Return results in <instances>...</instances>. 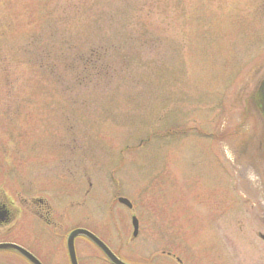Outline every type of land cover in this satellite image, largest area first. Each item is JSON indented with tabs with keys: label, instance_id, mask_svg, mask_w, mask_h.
Here are the masks:
<instances>
[{
	"label": "rangeland",
	"instance_id": "1",
	"mask_svg": "<svg viewBox=\"0 0 264 264\" xmlns=\"http://www.w3.org/2000/svg\"><path fill=\"white\" fill-rule=\"evenodd\" d=\"M263 80L264 0H0V191L127 261L264 264Z\"/></svg>",
	"mask_w": 264,
	"mask_h": 264
},
{
	"label": "flooded vegetation",
	"instance_id": "2",
	"mask_svg": "<svg viewBox=\"0 0 264 264\" xmlns=\"http://www.w3.org/2000/svg\"><path fill=\"white\" fill-rule=\"evenodd\" d=\"M19 203H20L19 206L21 205L20 207L17 205H14V203L11 202L8 199V197L2 191H0V243L13 242V243L19 244L14 239L8 240L10 238L9 232L16 225V223H19L20 227L21 228L23 227L24 229L29 224H33L35 226L34 220H32V219H30L28 221L24 220L25 217H23V216H24L25 212L27 211L28 214L32 215L33 218H37L38 220H40L41 223L45 226L44 229L40 228L39 233H35V235L41 234L40 236L38 235V237H47L49 240L55 241V244H56L54 251L50 255L48 254V256L47 255H41L42 253L40 251H37L33 247L34 249L33 248H31V249L33 250V253H35L34 255L43 264H50L53 261V259L55 260V258H53V254L55 255V253H58V254L61 253L62 258L60 260H62V262H63V260H65L66 264H72V262L70 260L68 249L65 245L66 240H67V238H66L67 236L65 237V235H61V237H60L57 229L53 228L55 226L52 227V225H54V224H53L52 219L50 218V210L45 209L44 206L46 205V203L44 202V200L43 199H35V201L29 202L26 199H21ZM77 227L89 229L87 226H83V225H81V226L78 225ZM71 230H72V228H71ZM93 232L96 234L95 231H93ZM96 235L98 237H100L109 246V248L113 251L114 254H116L120 259L126 261L118 251H115L108 244V242H106L105 239H103L98 234H96ZM36 240H38L37 242L40 241L39 239H36ZM58 242H60L62 244V248H59V247L57 248ZM86 243L87 244L91 243L94 247V249H93L94 251L90 252L89 248H88L89 253L84 254L80 246L84 245V247H86V249H87L88 245H86ZM24 247L27 249V246H24ZM75 253H76L77 264H85L86 260L92 262L93 264H99V262H101L99 260L100 258L106 259L105 253L99 248V246H97L92 240H90L88 237H86L84 235L77 236L75 238ZM1 256L2 255L0 254V257ZM166 256L169 257V253ZM176 261H177V264H184L179 259ZM109 264H111V263L109 262ZM132 264H154V263L136 261V262H133Z\"/></svg>",
	"mask_w": 264,
	"mask_h": 264
},
{
	"label": "water",
	"instance_id": "3",
	"mask_svg": "<svg viewBox=\"0 0 264 264\" xmlns=\"http://www.w3.org/2000/svg\"><path fill=\"white\" fill-rule=\"evenodd\" d=\"M258 95H259V100H260V103H261V109H262V111L264 113V80H263V82L261 83V85L259 87ZM119 200L122 203L128 205L129 207L131 206V203H130V201L128 199H126V198H120ZM133 222H134V226H135V233H134V235H137V232H138L137 219L134 218L133 219ZM78 234H84V235L90 237L98 246L101 247V249L107 254V256L110 258V260L114 264H126L125 262H123L119 258H117L111 252V250L99 238H97L94 234H92L88 230H82V229L75 230L70 235V239H69L68 245H69V250H70V253H71L72 260L75 259L73 241H74L75 236L78 235ZM261 237L264 239V236L263 235ZM1 248L17 250L20 253H22L23 255H25L34 264H41L30 252H28L26 249H24L23 247H21V246H19L17 244H13V243H2V244H0V249ZM73 262L75 264V260Z\"/></svg>",
	"mask_w": 264,
	"mask_h": 264
},
{
	"label": "trees",
	"instance_id": "4",
	"mask_svg": "<svg viewBox=\"0 0 264 264\" xmlns=\"http://www.w3.org/2000/svg\"><path fill=\"white\" fill-rule=\"evenodd\" d=\"M85 59V58H84ZM84 59H82V63H83V70H86V65L84 64ZM84 61V62H83ZM52 66L54 67V63L52 64ZM81 83V82H80ZM167 134V133H166ZM169 134H172V132L171 133H169Z\"/></svg>",
	"mask_w": 264,
	"mask_h": 264
}]
</instances>
